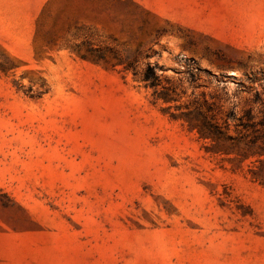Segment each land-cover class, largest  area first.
<instances>
[{
	"label": "rangeland",
	"instance_id": "rangeland-1",
	"mask_svg": "<svg viewBox=\"0 0 264 264\" xmlns=\"http://www.w3.org/2000/svg\"><path fill=\"white\" fill-rule=\"evenodd\" d=\"M263 114L264 0H0V264H264Z\"/></svg>",
	"mask_w": 264,
	"mask_h": 264
},
{
	"label": "trees",
	"instance_id": "trees-1",
	"mask_svg": "<svg viewBox=\"0 0 264 264\" xmlns=\"http://www.w3.org/2000/svg\"><path fill=\"white\" fill-rule=\"evenodd\" d=\"M141 78H142V81L145 82L146 85H148L151 88L155 89L157 86H159V79H158V76H156L154 73V67H151L148 65ZM245 117L249 121L253 119V117L251 116V114L249 112H246ZM206 124L207 123H203V125H201V126L195 125V128H198V131H199L201 136H207V135L214 134L215 131H211L210 129L212 127L213 130H215L217 127V126L205 127ZM257 125L264 126V114H263L262 119L258 121ZM251 126H253L252 123H251ZM208 128H210V129H208Z\"/></svg>",
	"mask_w": 264,
	"mask_h": 264
}]
</instances>
